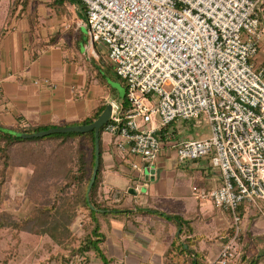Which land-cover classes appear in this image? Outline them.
<instances>
[{"label": "built area", "instance_id": "obj_1", "mask_svg": "<svg viewBox=\"0 0 264 264\" xmlns=\"http://www.w3.org/2000/svg\"><path fill=\"white\" fill-rule=\"evenodd\" d=\"M77 1L86 17L85 53L103 44L109 65L125 82L126 106L110 101L103 125L121 159L138 157L148 167L163 147L162 128L179 118H206L207 137L170 144L178 161L206 157L218 169L220 184L196 196L234 227L208 263L230 264L239 206L264 201V68L252 63L263 0Z\"/></svg>", "mask_w": 264, "mask_h": 264}, {"label": "crops", "instance_id": "obj_2", "mask_svg": "<svg viewBox=\"0 0 264 264\" xmlns=\"http://www.w3.org/2000/svg\"><path fill=\"white\" fill-rule=\"evenodd\" d=\"M12 1L0 0V127L15 131L44 125H73L89 116L101 103L121 102L123 98H119L118 90L112 87L117 91V96L113 97L109 86L102 81L98 84L105 94H96L92 68H98L96 75L99 76L109 68V63L101 43H95L87 53L84 51L86 28L79 13H85L80 4H67L66 15L57 17L45 4L48 0H31L25 10L18 6L14 12L11 11ZM259 20L257 54L252 63L255 68H264V0ZM64 22H67L66 30L70 31L68 38L63 35ZM45 79L51 80L53 85L45 83ZM170 142L171 138L164 140L154 162V174L150 175L138 157L121 159L114 149L113 136L106 132L101 134L102 188L106 195L119 192L114 199L119 211L104 215L98 221L103 235L99 248L110 264H165V253L176 236L189 244L188 251L192 256L196 254L198 264H208L226 242V228L229 227L226 214L218 211L210 201L199 200L196 196L197 190L220 184L218 169L212 167L206 157L177 161L181 171L198 174L196 183L186 184L184 178L177 182L175 171L162 168L171 157L166 150L172 146ZM132 161L141 167L133 168ZM32 170L31 164L14 168L8 184L16 174L27 173L23 190ZM123 178L127 186L121 187ZM138 180L146 182L145 192H139L143 201L129 188ZM25 203L31 205L27 200ZM208 203L211 210L205 208ZM238 212L240 231L230 264H264V201L258 200L256 205L242 204ZM165 213L173 215L167 223L159 217L156 222L153 220L155 214L166 216ZM178 220L183 227L181 234ZM23 233H18V245L9 253V247L17 240L12 231L0 230V239H7L4 251L8 252L4 253L0 264H102L101 257L93 251L67 262L64 260L66 254L59 253L61 249L49 245L48 237L26 232L36 239L28 237L24 241ZM23 245L29 249L25 251ZM5 256H8L7 261H4Z\"/></svg>", "mask_w": 264, "mask_h": 264}, {"label": "trees", "instance_id": "obj_3", "mask_svg": "<svg viewBox=\"0 0 264 264\" xmlns=\"http://www.w3.org/2000/svg\"><path fill=\"white\" fill-rule=\"evenodd\" d=\"M30 1L13 0L11 11L14 12L18 6L25 10ZM70 3V0H48L45 4L57 17H62L66 15V6ZM78 4L81 5L80 2ZM115 79L125 87V82L121 78L115 75ZM101 81L109 86L104 78ZM120 103L123 107L126 106L125 96ZM104 108L105 104L101 103L89 116L76 124L67 126L90 124ZM52 127L54 126L44 125L15 131L32 133ZM167 127L162 128L158 133L163 141L171 138ZM103 128L104 126L99 129V165L89 191L87 187L95 160L93 130L53 133L33 138H20L0 130V204L11 198L10 193L4 192L6 190L4 188L14 168L26 167L30 164L33 166L22 190V197H13L19 203L25 200L30 202L31 211L24 216L5 210L0 211V230L12 231L13 238L17 240L15 245L9 247V253H12L18 245V233L24 231L48 237L49 245H56L61 249L59 253L66 254L64 260L67 262L75 256H82L93 251L101 257L102 264H110L99 248L103 235L99 231L96 213L119 211L114 200L118 198L119 192L114 191L106 195L102 188L101 134ZM77 218H83L82 221L86 223L83 231L79 233H75L71 228ZM173 218L176 219V217ZM178 222L181 226V222L179 220ZM182 228L181 226L179 234L183 232ZM233 233L234 227L229 225L226 228V242ZM188 249L189 244L186 241H179L176 236L165 253V264H198L196 254L192 256ZM7 258L8 256H5L4 261H7Z\"/></svg>", "mask_w": 264, "mask_h": 264}, {"label": "rangeland", "instance_id": "obj_4", "mask_svg": "<svg viewBox=\"0 0 264 264\" xmlns=\"http://www.w3.org/2000/svg\"><path fill=\"white\" fill-rule=\"evenodd\" d=\"M43 1V0H41ZM71 8V7H69ZM43 10H45L46 12H49L48 9L46 8H42ZM70 17V16H69ZM74 17V16H73ZM70 20V18H69ZM64 26L63 28V35L65 37H69L70 36V31L66 30L68 29L65 25H67V22L63 23ZM59 29H61L59 27ZM107 61V59H106ZM108 62V61H107ZM87 64V63H86ZM91 64H89V70H91ZM98 70V68H96ZM96 69L92 68V76L94 77V82L92 83L93 85H96V94L102 95L105 94V91L103 90V88L98 84V82L101 81L102 78H104V80L107 82V84L109 85V91L112 92L113 97L117 96V91L112 88L111 84L108 82V78L110 80H112V82H117L121 85L120 81L115 79V72L114 69L109 65V68L103 73L101 71L100 75L97 76L96 73ZM106 74V75H105ZM102 77V78H101ZM121 80V79H120ZM107 88V86H105ZM122 87V85H121ZM106 90V89H105ZM93 100H91L92 102ZM96 102H98V100H96ZM201 122L198 123V121L196 119H177L174 122H172L171 124L168 125L167 129L168 132L171 136V139L174 142H177L181 139H198V138H203V137H207L209 135V127H208V122L206 120V118H204V116H201L200 118ZM155 121V125L157 127L161 126V120L159 117H156ZM104 133V131L102 132V134ZM168 153L171 154V157L166 161L164 167H162L163 169L173 172H176V181L178 182L180 178H184L186 182V184H190V183H196L198 180V174H189L185 173L183 171H181V167H178L177 165V156H176V148L174 146H170L169 148L166 149ZM187 162V161H186ZM155 163L146 167V172L150 175H153V167H154ZM152 166V168H150ZM194 170V172L196 171L195 169H191ZM189 170V171H191ZM22 171V170H21ZM27 175V173H25ZM26 175H24V172H20L19 175H15L13 177V179L9 182L6 183L5 188L6 190H4V192H8L10 193V200H6L4 201L2 204H0V211L1 210H5V211H9L10 213L19 215V216H24L27 213H29L32 209V206L29 205L28 203L21 202L19 203L17 200H14L13 197H18L21 198L22 197V186L23 183L25 181V177ZM19 177V178H18ZM123 181V185H120L121 187L127 186L126 178L122 179ZM143 180H138L136 183L131 184V186H129V188H132L134 186L137 187V189L135 190V192L137 193L135 196L136 198L140 199L141 201L143 196L139 194V192L144 193L145 192V184L146 182H144ZM8 189V190H7ZM145 195V194H144ZM144 199V198H143ZM162 200V199H160ZM144 208V206L142 207ZM148 208V207H147ZM205 208L207 210H211V206L208 203L207 205H205ZM223 213V212H221ZM109 215V214H115L112 212H106V213H96V220L99 221V219L104 218V215ZM166 216H161V215H157L155 214L153 217V220L156 222V217L160 218V221H162L163 223H167V221H169V218H172L171 216L173 215H169V213H165ZM83 218H77L71 225L72 230L75 233H79L82 232L83 229L86 226V223L84 222V220L82 221ZM183 220V219H182ZM181 220V221H182ZM31 239H36V236L29 234V233H23V240L26 241L29 238ZM5 241H7V239L5 237L0 239V259L4 256V253H8L6 251H4L5 249ZM25 247V251L28 250L29 248H26V245H23V248ZM247 261V260H246ZM1 263V262H0Z\"/></svg>", "mask_w": 264, "mask_h": 264}, {"label": "water", "instance_id": "obj_5", "mask_svg": "<svg viewBox=\"0 0 264 264\" xmlns=\"http://www.w3.org/2000/svg\"><path fill=\"white\" fill-rule=\"evenodd\" d=\"M72 4L78 5L77 0H70ZM79 16L81 17L82 21L85 22L86 17L83 13H79ZM86 33V31H84ZM84 48V47H83ZM85 51V50H84ZM92 55L95 57V54L93 51H91ZM96 58V57H95ZM97 62L100 65H103L102 61L97 58ZM108 82L111 84L112 87L116 88L118 90V96L119 98H124L125 95V89L124 87H121V85L117 82H112L109 78L107 79ZM111 112V104L107 103L105 105L104 110L98 115V117L90 124L87 125H74V126H62V127H52L47 130L43 131H37L32 133H24V132H16L11 129L0 127V130L9 133L15 136H18L20 138H33V137H42L44 135H49L53 133H66V132H88L93 130L94 131V148H95V160H94V166L92 170V174L88 183L87 190L89 191L90 188L93 185L98 165H99V129L106 124V122L109 119ZM133 192V189H131Z\"/></svg>", "mask_w": 264, "mask_h": 264}]
</instances>
